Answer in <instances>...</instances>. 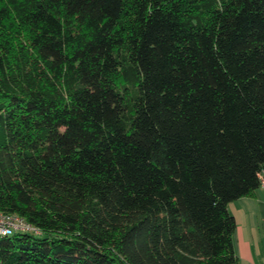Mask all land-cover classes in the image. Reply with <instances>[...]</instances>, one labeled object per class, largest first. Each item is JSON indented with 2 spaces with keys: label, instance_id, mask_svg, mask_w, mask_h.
I'll list each match as a JSON object with an SVG mask.
<instances>
[{
  "label": "trees",
  "instance_id": "obj_1",
  "mask_svg": "<svg viewBox=\"0 0 264 264\" xmlns=\"http://www.w3.org/2000/svg\"><path fill=\"white\" fill-rule=\"evenodd\" d=\"M264 177V0H0V264H241Z\"/></svg>",
  "mask_w": 264,
  "mask_h": 264
},
{
  "label": "crops",
  "instance_id": "obj_2",
  "mask_svg": "<svg viewBox=\"0 0 264 264\" xmlns=\"http://www.w3.org/2000/svg\"><path fill=\"white\" fill-rule=\"evenodd\" d=\"M236 219L234 245L241 264H264V183L229 204Z\"/></svg>",
  "mask_w": 264,
  "mask_h": 264
},
{
  "label": "built area",
  "instance_id": "obj_3",
  "mask_svg": "<svg viewBox=\"0 0 264 264\" xmlns=\"http://www.w3.org/2000/svg\"><path fill=\"white\" fill-rule=\"evenodd\" d=\"M264 183V177L262 184ZM30 231L39 234L41 230L29 223L25 218L0 210V235L12 234L14 232Z\"/></svg>",
  "mask_w": 264,
  "mask_h": 264
}]
</instances>
